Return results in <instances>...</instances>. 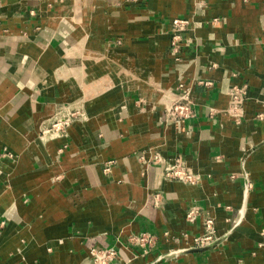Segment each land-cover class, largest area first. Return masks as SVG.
Returning <instances> with one entry per match:
<instances>
[{
    "label": "crops",
    "instance_id": "1",
    "mask_svg": "<svg viewBox=\"0 0 264 264\" xmlns=\"http://www.w3.org/2000/svg\"><path fill=\"white\" fill-rule=\"evenodd\" d=\"M183 89L192 112L170 116ZM210 219L219 243L171 255ZM93 248L264 264V0H0V264Z\"/></svg>",
    "mask_w": 264,
    "mask_h": 264
},
{
    "label": "built area",
    "instance_id": "2",
    "mask_svg": "<svg viewBox=\"0 0 264 264\" xmlns=\"http://www.w3.org/2000/svg\"><path fill=\"white\" fill-rule=\"evenodd\" d=\"M182 20L175 19L173 20V25H183ZM183 88V87H182ZM231 95L232 100L231 104L234 109H240L243 102H244V95L243 91L239 88L233 87L231 89ZM191 98H190V91L183 89L181 97L177 100H174V102L168 107V114L173 117H188L190 116L192 112V106H191ZM69 122L67 121H58L52 125V128L48 131H51L52 129L55 131H61L64 127V125H68ZM106 170H109V167L106 168ZM246 174V173H245ZM168 175L171 177L179 178L182 180L194 181V175L183 165L180 159H177L175 164L171 166L170 170L168 171ZM247 175V174H246ZM207 233L202 235L201 237H198L195 239V247H204L215 240L217 238L215 237V230L213 226V220H207ZM131 241L135 245H140L142 247L144 246H150L151 244H154V238L152 236H146L145 234L142 235H133L131 237ZM177 251H181L177 250ZM92 256L94 257V264H109L111 260L118 257V251L115 248H93L91 250Z\"/></svg>",
    "mask_w": 264,
    "mask_h": 264
},
{
    "label": "water",
    "instance_id": "3",
    "mask_svg": "<svg viewBox=\"0 0 264 264\" xmlns=\"http://www.w3.org/2000/svg\"><path fill=\"white\" fill-rule=\"evenodd\" d=\"M220 242V238H218L217 240H215L214 242H212L211 244L207 245V246H204V247H197V248H189V249H184V250H181V251H176L174 253H171V255H176V254H180L182 252H199V251H203V250H206L208 248H211L213 247L214 245H216L217 243Z\"/></svg>",
    "mask_w": 264,
    "mask_h": 264
}]
</instances>
